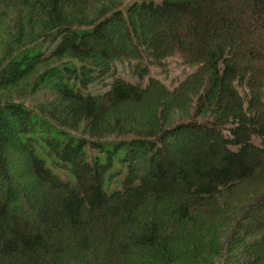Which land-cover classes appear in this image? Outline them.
I'll list each match as a JSON object with an SVG mask.
<instances>
[{
	"label": "trees",
	"instance_id": "16d2710c",
	"mask_svg": "<svg viewBox=\"0 0 264 264\" xmlns=\"http://www.w3.org/2000/svg\"><path fill=\"white\" fill-rule=\"evenodd\" d=\"M0 264H264V0H0Z\"/></svg>",
	"mask_w": 264,
	"mask_h": 264
},
{
	"label": "rangeland",
	"instance_id": "374dc122",
	"mask_svg": "<svg viewBox=\"0 0 264 264\" xmlns=\"http://www.w3.org/2000/svg\"><path fill=\"white\" fill-rule=\"evenodd\" d=\"M132 1L133 0H121V3L124 2L125 5H127ZM181 73H183V68L178 65V61L176 59L170 60V71L167 74L161 73L159 70H153V75L157 79L165 82L167 85H170L172 80L177 78ZM120 74L128 80L138 82V78L131 75L130 67L128 65L120 67ZM36 95H39L35 101L37 104L53 100L52 90L48 92V90L42 89L39 90Z\"/></svg>",
	"mask_w": 264,
	"mask_h": 264
}]
</instances>
